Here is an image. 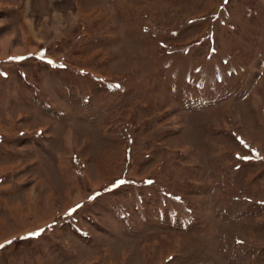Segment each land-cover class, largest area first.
<instances>
[{
  "label": "rangeland",
  "instance_id": "374dc122",
  "mask_svg": "<svg viewBox=\"0 0 264 264\" xmlns=\"http://www.w3.org/2000/svg\"><path fill=\"white\" fill-rule=\"evenodd\" d=\"M0 53V264H264V0H0Z\"/></svg>",
  "mask_w": 264,
  "mask_h": 264
},
{
  "label": "bare ground",
  "instance_id": "6f19581e",
  "mask_svg": "<svg viewBox=\"0 0 264 264\" xmlns=\"http://www.w3.org/2000/svg\"><path fill=\"white\" fill-rule=\"evenodd\" d=\"M4 46H5V43L3 42L2 46H1V47H2V50H4ZM0 54H1V53H0ZM15 54H16V53H15ZM4 57H5V56H4ZM0 58H3V56L1 55Z\"/></svg>",
  "mask_w": 264,
  "mask_h": 264
},
{
  "label": "snow or ice",
  "instance_id": "6c2138e0",
  "mask_svg": "<svg viewBox=\"0 0 264 264\" xmlns=\"http://www.w3.org/2000/svg\"><path fill=\"white\" fill-rule=\"evenodd\" d=\"M120 183H123V181H121ZM149 183L151 182L149 181ZM31 235H38V233H32ZM0 247H2V245H0Z\"/></svg>",
  "mask_w": 264,
  "mask_h": 264
},
{
  "label": "crops",
  "instance_id": "0c3cea01",
  "mask_svg": "<svg viewBox=\"0 0 264 264\" xmlns=\"http://www.w3.org/2000/svg\"><path fill=\"white\" fill-rule=\"evenodd\" d=\"M1 223V222H0ZM2 232V231H1ZM4 232V231H3ZM9 237H11V235L9 236ZM9 237H7V238H9ZM7 238H5V239H7ZM5 239H3V240H5ZM1 242V241H0Z\"/></svg>",
  "mask_w": 264,
  "mask_h": 264
}]
</instances>
